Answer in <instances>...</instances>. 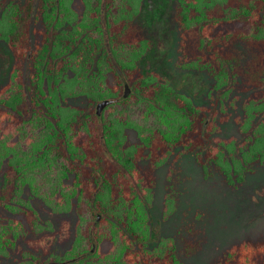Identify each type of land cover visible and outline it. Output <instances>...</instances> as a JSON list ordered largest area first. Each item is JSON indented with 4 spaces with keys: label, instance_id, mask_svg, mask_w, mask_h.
Segmentation results:
<instances>
[{
    "label": "trees",
    "instance_id": "trees-1",
    "mask_svg": "<svg viewBox=\"0 0 264 264\" xmlns=\"http://www.w3.org/2000/svg\"><path fill=\"white\" fill-rule=\"evenodd\" d=\"M73 1L38 0L35 14L34 0L7 1L0 38L14 61L0 86V208L10 207L24 186L54 210L73 207L76 235L69 250L76 259L64 264H181L171 239L149 245L153 170L179 147L203 169L217 166L231 183V171L240 179L248 164L264 158V0H178L189 66L206 70L218 84L241 77L252 89L241 124L251 130L244 139L249 145L237 156L232 141L209 138L213 127L205 125L202 108L141 72L138 61L149 40L135 28L134 0H78L79 12ZM237 41L254 48L250 66L235 53ZM124 82L131 92L121 98ZM68 98L83 105L65 103ZM103 98L113 102L97 118L95 105ZM136 106L140 121L126 112ZM127 129L135 131V141H127ZM25 205L34 221L35 210ZM21 225L0 221V254ZM104 241L109 246L102 252ZM48 261L31 257L25 264ZM216 264H264V238L231 246Z\"/></svg>",
    "mask_w": 264,
    "mask_h": 264
},
{
    "label": "rangeland",
    "instance_id": "rangeland-1",
    "mask_svg": "<svg viewBox=\"0 0 264 264\" xmlns=\"http://www.w3.org/2000/svg\"><path fill=\"white\" fill-rule=\"evenodd\" d=\"M36 1L34 5L36 6ZM78 0L72 2L79 12ZM136 30L149 40L146 51L138 61L142 73L166 82L203 109L205 125L213 129L209 138L225 145L233 142L234 155L250 129L244 132L243 100L252 91L242 80L218 84L206 70L189 66L182 54L183 29L176 17L178 0H134ZM8 4L0 11V31L7 27ZM30 38L33 39L32 29ZM233 48L242 65L251 64L254 48L243 42H234ZM13 55L0 38V86L10 79ZM27 71V70H26ZM264 89V86H262ZM83 105L81 98L65 102ZM139 107L127 110L140 121ZM262 116V115H261ZM257 120H253V126ZM127 141L136 140L132 129L126 130ZM231 161V158H229ZM143 167L148 163L143 160ZM231 171V170H230ZM238 178L231 171L232 182L212 163L206 169L197 162L192 152L175 148L167 160L153 170L154 184L149 205V245L171 239L181 264H216L227 250L243 241L264 238V158L246 166ZM1 183V180H0ZM43 195V194H42ZM25 201L35 210L34 221L28 219ZM74 204V203H73ZM0 208V221H21L14 244L0 254V264H25L31 257L56 261L71 259L69 249L76 235L77 216L74 208L54 210L52 204L34 194L27 186L10 202ZM108 243L100 246L102 252Z\"/></svg>",
    "mask_w": 264,
    "mask_h": 264
},
{
    "label": "water",
    "instance_id": "water-1",
    "mask_svg": "<svg viewBox=\"0 0 264 264\" xmlns=\"http://www.w3.org/2000/svg\"><path fill=\"white\" fill-rule=\"evenodd\" d=\"M130 92H131V88H130L129 84L127 82H125L121 98L127 97L130 94ZM112 102H113L112 98H103L96 103L95 114H96L97 118H100L104 107L107 106L108 104L112 103ZM99 218H100V214H97L96 219L94 221V224L99 220ZM95 249H96V244H93L92 247L87 251V254L93 253L95 251ZM75 259L76 258H71V259H68L65 261L51 260V261H48L47 264H64L65 262L73 261Z\"/></svg>",
    "mask_w": 264,
    "mask_h": 264
},
{
    "label": "flooded vegetation",
    "instance_id": "flooded-vegetation-1",
    "mask_svg": "<svg viewBox=\"0 0 264 264\" xmlns=\"http://www.w3.org/2000/svg\"><path fill=\"white\" fill-rule=\"evenodd\" d=\"M8 0H0V11H1V7L3 6V4L5 3V4H8L9 5V3L7 2ZM18 2H22L23 0H17ZM34 2H35V0H34ZM37 2H38V0L36 1V5H37ZM36 8V6L35 5H33V10H32V14H35L36 12H37V10L35 9ZM8 11L9 10H7V13H8ZM40 13V11L38 10V14ZM125 83V82H124ZM123 89H124V85H123Z\"/></svg>",
    "mask_w": 264,
    "mask_h": 264
}]
</instances>
